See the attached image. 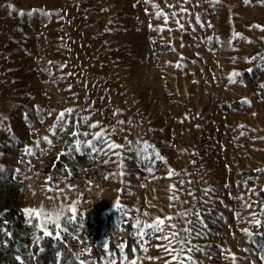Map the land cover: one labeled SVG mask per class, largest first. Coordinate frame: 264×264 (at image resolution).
<instances>
[{
    "label": "rangeland",
    "instance_id": "obj_1",
    "mask_svg": "<svg viewBox=\"0 0 264 264\" xmlns=\"http://www.w3.org/2000/svg\"><path fill=\"white\" fill-rule=\"evenodd\" d=\"M153 40L167 46L156 53ZM262 84L261 0H0V216L22 213L9 231L19 260L35 264L45 230L88 253L93 205L114 214L116 233L132 220L135 256L119 264H264L253 235L264 225ZM88 141L109 161L103 183L74 159ZM59 152L69 174L44 173L41 156ZM157 218L162 231L141 240Z\"/></svg>",
    "mask_w": 264,
    "mask_h": 264
},
{
    "label": "trees",
    "instance_id": "obj_2",
    "mask_svg": "<svg viewBox=\"0 0 264 264\" xmlns=\"http://www.w3.org/2000/svg\"><path fill=\"white\" fill-rule=\"evenodd\" d=\"M152 49L156 53H160L162 47L167 44L159 43L156 40L151 41ZM242 81L251 86L255 84V79L248 70L241 72ZM264 93V88L262 89ZM237 105V102L233 103ZM73 136H67L66 147L72 143ZM73 151L75 161L84 168V176L89 181L103 183L109 175V161L106 157H98L95 151L87 148L84 153ZM39 158V157H38ZM42 170L48 175H57L60 170L69 174L66 161L68 155L64 152L57 154L46 153L41 156ZM257 171H243L242 175L255 177ZM6 217L0 216V247L2 250V259L7 264H23L17 260L18 250L16 241L10 236V221L16 217L21 218L22 213L17 208L8 209L5 212ZM85 223L88 226L87 245L88 253L79 252L74 243L68 242L63 237H52L50 235H42L38 242L33 243L31 251L34 257L35 264H80L82 257L91 258L95 261H100L110 253L116 257V264H119L120 256L124 254L127 260H132L135 256L136 238L133 232L132 220L128 219L121 223L119 233H116L113 222L115 216L112 212H105L96 206H89L83 214ZM254 240L260 247L264 244V228L258 225L253 228ZM118 239L123 242V249L118 246ZM101 240L106 242L105 247ZM75 241H77L75 239ZM264 253V250H263ZM84 264H87L84 262Z\"/></svg>",
    "mask_w": 264,
    "mask_h": 264
},
{
    "label": "snow or ice",
    "instance_id": "obj_3",
    "mask_svg": "<svg viewBox=\"0 0 264 264\" xmlns=\"http://www.w3.org/2000/svg\"><path fill=\"white\" fill-rule=\"evenodd\" d=\"M185 2L187 3V2H189V0H185ZM248 2H249V0H245V3H248ZM261 2H264V0H261ZM9 7L11 8L12 6L10 5ZM36 11H38V10H30L27 13H25L23 10H21L20 11V15L23 16V15L27 14L28 16H32ZM181 11H185L186 12L187 9H181ZM41 14L44 15V16L49 15V13H47V12H41ZM156 15H157V17H159V16L162 15V13H159L158 12ZM173 15H175V13H173ZM164 18L167 21L168 17L165 16ZM197 19L199 20V17H197ZM260 87L261 88H264V84L260 85ZM65 111L70 113L72 110L71 109H67ZM56 120H57V124H59L61 126L63 124H65L66 123V121H65V112H61L60 114H58L57 117H56ZM92 126L95 127V125H92ZM43 139L45 141H47L48 143H51V141L48 139V137H44ZM94 139L101 140L102 139V133H97L96 136L94 137ZM77 143L79 144L81 142L78 141ZM88 144L89 145H92V151H97L96 147L92 144V141H88ZM120 147H123V146L122 145H117V144H114V143L108 144V148L109 149H115V148H120ZM76 150L79 151V148H77ZM26 152H28L30 154L31 153V149H27L26 148ZM115 154L116 155H120V153H115ZM156 158L162 159V157L159 156V153L156 154ZM149 170H151V169H149ZM0 171H3V168L2 167H0ZM171 174L172 173L170 172L169 175H171ZM249 207H250V205H249ZM26 211L29 213V215H31L33 212H35L37 216H40L41 214H44L47 217H50L51 216V214L44 213L43 212V209H41L39 212H36V210H33V209H28ZM74 211L75 210L73 209V212ZM61 215H62V211L56 213L55 214V218L52 220V223H54L57 228L60 227L59 220H60V216ZM75 218H76L75 215H73V217H71L70 219L71 220H75ZM166 219H171V217L166 218ZM29 222H31V221H29ZM161 224H162V221L159 218H157V220L154 221L152 224L145 225V227L149 231L145 232L144 229H140V231L138 232V235L140 236L141 240H143L144 238L150 237V235H151L152 232L162 231V228L160 227ZM255 224L256 225L264 226V225H262V222L259 221V220H256L255 221ZM37 227H40V225H37ZM173 227H174V225H173ZM51 234L52 233L48 232L47 230H45V232H44V235L45 236H48V235H51ZM172 235H173V237H175L176 234L173 233ZM57 236H59V233H57ZM161 238L162 239H168V237H161ZM105 247H107V245H105ZM260 248L262 250H264V244H261L260 245ZM16 259L19 260L20 258L19 257H16ZM173 259H175V257ZM188 259L191 261V257H189ZM261 260H264V256H261ZM80 264H84V261H81ZM192 264H198V262H194L193 261Z\"/></svg>",
    "mask_w": 264,
    "mask_h": 264
}]
</instances>
